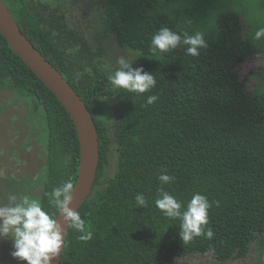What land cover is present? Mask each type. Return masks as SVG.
I'll return each instance as SVG.
<instances>
[{
    "label": "trees",
    "instance_id": "trees-1",
    "mask_svg": "<svg viewBox=\"0 0 264 264\" xmlns=\"http://www.w3.org/2000/svg\"><path fill=\"white\" fill-rule=\"evenodd\" d=\"M2 1L45 60L59 73L60 66H70L81 86L68 83L80 99L86 103L83 94L91 97L87 107L98 135L99 164L77 213L93 237L81 241L86 233L70 223L60 264H171L206 254L225 263L244 258L254 245L258 264H264V67L251 77V89L235 67L264 54V36L256 38L264 24H256L251 10L256 4L263 20L264 0H101L102 30L133 53L127 61L133 69L155 80L144 93L114 87L108 77L127 69L98 66L96 54L59 12L30 9L27 0ZM163 27L181 35V42L154 54L150 40ZM197 32L206 47L190 56L183 37ZM22 96L46 126L41 204L55 218L53 189L76 179L77 133L56 97L0 34L1 109L19 114L10 118L16 124L12 134L27 124ZM151 96L156 100L149 104ZM161 174L172 180L161 183ZM161 189L182 203V212L194 194L205 196L211 207L204 227L213 237L185 244L179 218L165 217L155 205ZM137 195L146 205L136 202Z\"/></svg>",
    "mask_w": 264,
    "mask_h": 264
},
{
    "label": "clouds",
    "instance_id": "clouds-1",
    "mask_svg": "<svg viewBox=\"0 0 264 264\" xmlns=\"http://www.w3.org/2000/svg\"><path fill=\"white\" fill-rule=\"evenodd\" d=\"M262 36H264V28L256 32L257 39ZM180 42L181 35L163 27L151 37L149 48L154 54L157 50L164 53L169 49L177 48ZM183 43L188 45L186 52L190 56L199 55V49L206 47L204 36L200 32L191 36L185 34ZM118 63L127 71L117 70L114 75L108 77L114 87L126 89L129 92L144 93L154 86L153 76L144 72L142 68L133 69L123 58H120ZM155 100L156 97L151 96L148 98V103L151 104ZM158 179L161 183L167 184L172 177L161 174ZM72 191V182H65L63 186L54 188L51 193L54 198L52 203L58 211L63 213L65 219L71 222L72 228L86 233L78 237L81 241L91 240L93 233L86 229L85 221L81 219L79 213L68 207ZM61 196L63 199H60ZM16 200L17 197L11 195L8 197V205L0 206V239L11 238L14 249L11 253L13 258L26 261L27 264H51L63 244L60 226L53 216L43 210L38 201L30 200L27 196L23 197L19 203H16ZM135 200L140 205H146L143 195H137ZM155 205L165 217L179 218L180 235L185 244L198 236L203 235L207 239L213 237L212 229L207 228L205 231L204 227L208 225V210L211 207L205 196L199 193L194 194L187 203L186 210L182 212V203L161 189Z\"/></svg>",
    "mask_w": 264,
    "mask_h": 264
},
{
    "label": "flooded vegetation",
    "instance_id": "flooded-vegetation-1",
    "mask_svg": "<svg viewBox=\"0 0 264 264\" xmlns=\"http://www.w3.org/2000/svg\"><path fill=\"white\" fill-rule=\"evenodd\" d=\"M51 1L53 5L40 0H27V3L30 9L35 7L43 10L44 8L45 11L43 10V12L47 14L59 12L63 16L65 24L73 29L96 54L98 66L115 71L121 66L118 63L120 58L127 62L133 56V53L128 49L118 47L109 32L102 30L100 12L103 4L101 0ZM60 67L62 69L60 74L66 82L75 80L76 86H81L78 79H73L74 73H71L70 66L64 64ZM83 96L87 100V104L84 100H81L87 107L90 104L91 97L89 98L86 94H83ZM30 104L32 106L28 107V110L31 111V115L40 119L38 123L40 130L37 131V134L33 133L32 136L25 134L27 124H32V121L22 124V129L19 128L20 133L12 134V131L16 129V124L13 122L14 118L10 119L11 116L8 115V110L1 109L0 111V122L3 126L5 125L0 130V206L8 205V197L11 195L17 197L16 203L21 202L22 198L27 196L30 200H36L41 204L44 198L46 191L44 178L47 173V131L43 120L37 114L38 110L31 100L27 102V105ZM91 107L89 106V108ZM32 161L35 163L34 166H32ZM40 166L43 169L44 176L41 180H38L35 173H38V167ZM24 169H27V171ZM13 250L10 237L0 239V264H27L26 261L13 258L11 255Z\"/></svg>",
    "mask_w": 264,
    "mask_h": 264
},
{
    "label": "water",
    "instance_id": "water-1",
    "mask_svg": "<svg viewBox=\"0 0 264 264\" xmlns=\"http://www.w3.org/2000/svg\"><path fill=\"white\" fill-rule=\"evenodd\" d=\"M0 34L11 51L56 97L75 127L79 144V161L68 207L77 212L91 193L99 164L98 135L91 113L69 83L22 34L15 18L2 0H0ZM55 220L61 228L63 244L51 264H60L67 230L71 222L66 220L60 211L57 212Z\"/></svg>",
    "mask_w": 264,
    "mask_h": 264
},
{
    "label": "rangeland",
    "instance_id": "rangeland-1",
    "mask_svg": "<svg viewBox=\"0 0 264 264\" xmlns=\"http://www.w3.org/2000/svg\"><path fill=\"white\" fill-rule=\"evenodd\" d=\"M41 2H45L49 5H53L51 0H40ZM252 8L251 9L253 11V13L255 14V16L257 17V22L256 24H264V18L263 20H260L258 17V6L256 4H251ZM236 68H240V74L242 75V77L246 80V88L247 89H251L255 83V79H252L251 77L254 76L256 74V72L258 70L261 69V67H264V54L260 53L257 57L250 59L242 64H238L235 66ZM21 101L23 102L22 105H20V107H25L27 106V115H26V110H23L21 112L22 118H27V123L29 121H32V124H27V132L25 134L28 135H33V133L37 134V131L40 130L39 127V119H37L36 117H33V115H31V113L28 112V107H31L32 104L30 105H26L27 104V98L22 96ZM3 105V104H2ZM0 103V109L3 107ZM11 109L9 112V116H12L14 118V112H13V108H7ZM6 110V111H7ZM100 114H102V111L100 112ZM17 115V119L19 117V114H15V116ZM40 115V114H39ZM5 126V125H4ZM4 126L2 125V123L0 122V130L4 128ZM23 125H20V128L22 129ZM25 128V127H24ZM23 128V130H24ZM26 129V128H25ZM16 133H20V132H16ZM34 162L32 161V166H34ZM25 171H27V169H24ZM37 174V179L41 180L43 178V169L42 167H38V173H35V175ZM259 260H258V253H257V248L256 245L252 246L250 251L247 253V255L244 258H240V259H234L232 261H228L225 263H218L216 262L213 258L210 257L209 254L203 255V256H191V257H185L183 259L180 260H175L173 263L171 264H258Z\"/></svg>",
    "mask_w": 264,
    "mask_h": 264
}]
</instances>
